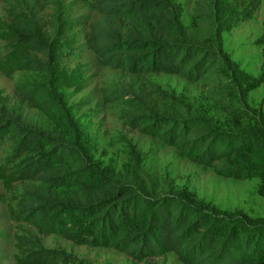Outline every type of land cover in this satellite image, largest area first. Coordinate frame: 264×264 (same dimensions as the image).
<instances>
[{
	"label": "rangeland",
	"instance_id": "1",
	"mask_svg": "<svg viewBox=\"0 0 264 264\" xmlns=\"http://www.w3.org/2000/svg\"><path fill=\"white\" fill-rule=\"evenodd\" d=\"M110 1L0 0V21L8 25L10 12L37 18L34 22L47 42L58 43L61 67L80 83L78 89L56 85L45 72L10 77L0 72V264H17L15 255L39 262L33 264H186L175 252L136 259L116 247L79 244L69 215L66 220L54 216L58 230L42 229L37 212L48 196L82 205L133 185L148 197L174 195L207 209L264 218V197L258 193L264 184L259 178L221 177L145 133L142 124L150 117L196 118L213 130H228L249 122L232 113L238 105L234 97H220L230 94V79L206 69L209 57H223L228 69L227 62L235 63L249 76H258L264 0L250 19L220 36L213 20L218 0H167L177 23L147 31L172 37L180 45L184 53L175 51L161 60L172 59L171 71L162 65L141 69L130 62V52L115 51L116 43L125 40L120 39ZM137 26L122 20L125 29L120 34L138 35L146 29ZM190 44L201 51L189 52L185 46ZM5 45L0 40L2 58L8 52ZM201 59L200 68L190 75ZM246 101L264 116V85L249 92ZM24 135L36 137L37 144L20 147ZM37 160L39 170L16 173ZM65 172L77 183L62 185L51 179ZM64 211L72 212V206ZM16 237L21 249L16 248ZM42 255L48 259H39Z\"/></svg>",
	"mask_w": 264,
	"mask_h": 264
},
{
	"label": "trees",
	"instance_id": "2",
	"mask_svg": "<svg viewBox=\"0 0 264 264\" xmlns=\"http://www.w3.org/2000/svg\"><path fill=\"white\" fill-rule=\"evenodd\" d=\"M260 3V0H218L213 12L217 34L229 32L238 23L250 19ZM171 4L167 0H111L120 39L125 40L116 43L118 50L115 51L130 52L129 57L133 59L130 62L141 69L150 66L159 69L160 65L161 69L166 67L168 71L175 69L172 59L167 63L161 60L175 51L182 54L180 45L172 37L147 31L148 27L164 29L174 21L177 23L178 15H172ZM9 17L8 25L0 21V40L6 42L8 51L4 58L0 56V72L6 77L17 72H45L56 85H75L79 89L80 83L73 82L61 67L58 43L55 40L47 42L42 29L34 22L38 21L37 18L16 12H10ZM122 20L132 23L133 27L139 24L146 29H141L138 35L133 32L120 34L125 29ZM262 41L264 43V33ZM185 49L190 52L193 49L201 51L202 48L190 44ZM221 58L209 57L211 63L206 71L214 74L218 71L215 76L225 74L230 79V94L220 97H234L238 105L232 113L247 117V124L228 130H213L196 118L150 117L144 118L143 130L175 147L188 160L212 168L221 177L236 180L259 178L264 184V116L260 108L252 109L246 101L249 92L264 85V51L257 77L249 76L237 64L226 60L231 66L228 69ZM203 61H196L195 64L199 63L189 74L196 72ZM36 93L44 99L39 91ZM225 103L229 104V100ZM36 140L34 136L24 135L20 147L36 145ZM40 161H31L16 173L37 171ZM69 176L70 173L65 172L51 179L56 184H76V178L72 182ZM258 193L264 197V188H259ZM40 206L42 210L37 212L36 218L42 222L40 228L53 227L56 231L60 223L52 221L54 216L66 220L69 215L73 219L69 224L80 235L77 239L79 244L116 247L136 259L175 252L186 264H264V218L254 219L241 213L231 215L207 209L194 200L187 201L174 195L148 197L133 185H122L116 188L115 193L82 205L48 196ZM68 206H72V212L64 211ZM43 232L49 233L47 230ZM67 237L70 240L75 238ZM21 247L16 237V248ZM42 258L48 259V256L39 257ZM14 259L17 264L39 263L36 259L27 260L19 255ZM53 259L57 261L58 258Z\"/></svg>",
	"mask_w": 264,
	"mask_h": 264
}]
</instances>
